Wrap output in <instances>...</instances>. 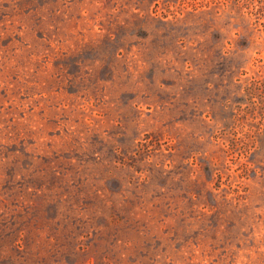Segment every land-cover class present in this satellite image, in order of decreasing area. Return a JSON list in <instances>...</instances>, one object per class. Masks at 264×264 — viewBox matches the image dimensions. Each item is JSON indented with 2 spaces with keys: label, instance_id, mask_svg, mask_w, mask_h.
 Wrapping results in <instances>:
<instances>
[{
  "label": "rangeland",
  "instance_id": "374dc122",
  "mask_svg": "<svg viewBox=\"0 0 264 264\" xmlns=\"http://www.w3.org/2000/svg\"><path fill=\"white\" fill-rule=\"evenodd\" d=\"M0 264H264V0H0Z\"/></svg>",
  "mask_w": 264,
  "mask_h": 264
}]
</instances>
